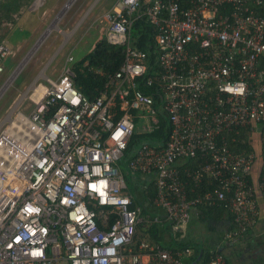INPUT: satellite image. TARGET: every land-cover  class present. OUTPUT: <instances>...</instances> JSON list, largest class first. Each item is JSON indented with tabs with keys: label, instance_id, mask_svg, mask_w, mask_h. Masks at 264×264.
I'll return each instance as SVG.
<instances>
[{
	"label": "built area",
	"instance_id": "1",
	"mask_svg": "<svg viewBox=\"0 0 264 264\" xmlns=\"http://www.w3.org/2000/svg\"><path fill=\"white\" fill-rule=\"evenodd\" d=\"M104 17V39L122 46L124 59L99 94L89 99L74 86L68 55L57 79L43 68L0 121V264H188L191 248L135 241L138 225L163 219L133 205L130 184L145 189L151 181L152 204L173 232L192 209L218 207L232 216L224 237L233 243L260 217L264 0H117ZM138 19L155 31L152 65L132 43ZM14 55L0 41V76ZM139 117L142 134L167 120V136L137 138L130 149ZM243 131L259 153L232 149ZM187 160L198 166L180 169ZM204 178L215 187L196 192ZM209 252L201 264H227L219 249Z\"/></svg>",
	"mask_w": 264,
	"mask_h": 264
},
{
	"label": "rangeland",
	"instance_id": "2",
	"mask_svg": "<svg viewBox=\"0 0 264 264\" xmlns=\"http://www.w3.org/2000/svg\"><path fill=\"white\" fill-rule=\"evenodd\" d=\"M45 1V4L40 8L38 12L25 11L22 14L21 18L15 22V26H10V24L4 23L0 30L1 33L5 34L3 40L6 43L10 44L15 50V55L9 56L5 60V72L0 76V121L5 116L10 107L14 104V102L27 89V87L31 84V82L43 68L47 66L45 69V73L49 77L57 79L65 63V59L68 53L73 56L74 60H78L93 48L95 42L99 38H104L105 35H101V28H98L99 25L102 27L105 24V20H103L101 17L96 20L93 28L91 27L87 29V27L93 20L94 14H100L103 11L101 7H104L105 9L109 4H112V2H116V0H101L99 3L97 2V4L92 7L90 13L82 22L76 33L74 35H71L78 25H73V28H71L72 25L65 26L64 20H67V18H69L76 9L82 8V12L88 9V7L92 5L94 0H75L72 4V8L70 6L61 14L60 10L62 9L63 4L66 2V0H63L62 3H64L61 6L53 7V9L47 14L44 20L39 23V28L37 30V28L35 27L37 23L36 16L39 15V13L46 7H49V0ZM19 12L21 13L22 11ZM20 13L17 14V16L15 14L14 17H18ZM59 14H61L62 16L60 15L57 22H55ZM46 19L49 24L42 31L44 27L41 26H45L44 22L46 21ZM51 25V28H57L58 26L62 31L59 30V33L57 29H53L54 31L50 32V34L47 35L48 33L45 31L47 28L49 29V26ZM62 27L65 28V31H63L64 29H62ZM63 32H68V35ZM63 40H67L64 45ZM60 47L62 48L59 52H57ZM28 55H30V57ZM17 66L18 69L13 72ZM9 77H11L9 83L5 84L2 87V84ZM23 107L24 108L22 111L26 114H29L32 105L26 100L23 104ZM134 122L135 133H140L145 119L139 117V119H136ZM136 146H138V143L136 144ZM122 171L126 177V180L128 181L129 172L125 166H122ZM199 225L200 224L197 220H190V231H193L189 233V236H191L190 238H193L192 236H195V234L193 233L194 231L199 230L196 228ZM202 226L204 229L207 228L206 223H203ZM228 256L229 255H227V257ZM183 259L186 260L185 258ZM61 264L67 263L63 262Z\"/></svg>",
	"mask_w": 264,
	"mask_h": 264
},
{
	"label": "trees",
	"instance_id": "3",
	"mask_svg": "<svg viewBox=\"0 0 264 264\" xmlns=\"http://www.w3.org/2000/svg\"><path fill=\"white\" fill-rule=\"evenodd\" d=\"M31 1V0H30ZM181 6L187 5V0H178ZM28 0H0V30L4 23L11 24L13 21V14L17 13L20 6L22 4H27ZM154 34L155 31L151 25L145 22L143 19H138L135 21L132 29V43L138 49L144 50L148 56V62L152 65L155 62V46H154ZM3 33L0 32V41L4 39ZM124 59L123 47L119 45H113L108 43L105 39L100 38L95 42L93 48L85 54L80 59L73 62L72 69L74 72L73 84L74 86L80 90L84 95H86L89 99H93L99 92L104 88L105 83L107 82L108 76L113 74L121 65ZM139 89L153 94L154 88L153 86H144L142 83L139 85ZM158 99L157 96H155ZM170 130V125L165 119H161L160 128L155 130L154 132L142 134L135 133L134 139L132 143H130V149L135 146L134 140L137 138L144 139L149 138L148 141H152L153 137H158L164 139ZM152 138V139H150ZM249 139L247 137V133L243 131L237 138L235 143H231V147L233 150H250L252 147L249 143ZM128 151L127 155H130V151ZM198 161L187 160L186 162L178 165L180 169L184 167H188L190 170L196 168L198 166ZM182 177H184L182 171ZM185 178V177H184ZM185 180V179H184ZM129 181V178H128ZM130 183V182H129ZM149 183V181H148ZM190 180H188V184ZM215 187V181H209L206 178L202 179L201 186L196 192L204 191L207 188ZM147 190L141 191L137 186H131L130 184V192L133 195V205L141 204L146 197L154 198L156 191L151 184L146 188ZM194 193H190L189 196ZM204 214L210 221L217 222L218 219L222 217L224 213V209L218 207H202ZM149 209V208H148ZM99 209H97L98 211ZM153 211V208L149 209ZM147 209L143 210L145 214ZM228 213V212H227ZM113 219L111 217L110 221ZM100 223V220H98ZM101 224V223H100ZM149 234H146V233ZM166 227L162 224H153L150 226V229L147 231H143V226L138 225L136 227L135 233V241L138 242L142 237H151L153 240L161 244L164 248L171 250L172 252H176L178 250H182L184 248H192L193 253L190 258L186 260L187 263H191L196 259L198 253L203 250V254L200 258V262L204 263L208 256L209 251H204V249L198 248L197 245L191 243L190 241H177L174 242L169 235H167ZM163 242V244H162Z\"/></svg>",
	"mask_w": 264,
	"mask_h": 264
},
{
	"label": "crops",
	"instance_id": "4",
	"mask_svg": "<svg viewBox=\"0 0 264 264\" xmlns=\"http://www.w3.org/2000/svg\"><path fill=\"white\" fill-rule=\"evenodd\" d=\"M62 1L63 0H49V7H46L43 11H41L39 13V15L36 16L37 23H36L35 27L37 28V30L39 28V23H41V21L44 20V18L53 9V7L61 6L64 3V2L62 3ZM100 1L101 0H94L92 5L89 6L88 9L84 10L83 12H82V8L76 9L72 13V15L69 18H67V20H64L65 26L66 25H72L71 28H73V25H76V26L78 25L77 28L72 32L71 35H74L76 33V31L78 30V28L80 27L82 22L85 20V18L90 13L92 7H94V5L97 4V2L99 3ZM150 1L151 0H143V5H147L148 3H150ZM45 2H46L45 0H41V2H39V3L36 2L35 0H31V1L28 0L27 4H22L20 6L18 12L13 14V21L11 22L10 26L11 25L15 26V22L21 18L22 14L25 11L38 12L40 10V8L45 4ZM115 3L116 2H114V3L112 2V4H109L105 9H104V7H101V9H103V11L100 14H98V13L94 14L93 20L89 23L87 29L91 28V27L93 28L94 23L96 22V20L99 17H101L103 20H105V17H104L105 13L108 12L109 10H111ZM71 8H72V5H71ZM66 10H67V8L65 7L62 9V12L66 11ZM19 11H22V12L20 13ZM19 13H20V15L18 17H16L17 18L16 19L14 17V15L16 14V16H17V14H19ZM48 24H49V22H47V19H46V21L44 22L45 26H41V27H44L43 29L41 28L42 31L45 29V27ZM51 26H49V29L51 28ZM99 27L101 28V31H102L101 35H105L106 29H107L106 20H105V24L102 27L99 25L98 28ZM49 29H47V31H45V32H48ZM53 29H57V31L59 33H60V31H62L57 26V28H51L47 35H49L50 32L54 31ZM62 29H64L63 31H65L64 27H62ZM42 31H41V33H42ZM41 33H40V35H41ZM63 33L67 34L68 32H63ZM60 35H62V34H60ZM66 41L63 40V45ZM62 47H60L57 50V52H59ZM68 55H71V54L68 53ZM74 61H76V60H74V58H73V62ZM73 62H72V65H73ZM253 146H254V148H252V150L259 153L258 152L259 151V145H257V141H255V142L253 141ZM254 174L257 175L253 171V175H252L253 176L252 177L253 182H254ZM137 188H139L141 191H144V192L147 190L146 188L143 189L140 186ZM201 192H204V191H201ZM152 200H153V198L146 197L145 200L142 202V203L148 205L146 207V209H147L146 213L150 214V215H153V214L160 215V217L163 219L162 225L165 226L166 230H167L166 236L169 235V237L174 242L183 241L186 239V240H189L191 243L197 245L198 248L201 247V249H204V251H207V250L211 251V250H214L215 248L219 249L221 251V253L225 256L227 264H258V263L264 264V201L261 198L258 199V204H259V208L261 210V214H260V217L258 218V220L256 221V224L255 225L253 224L242 237H240L236 242H233V243L226 241L225 237H224L225 233L228 230H230L233 226L232 216L230 213H227L226 210L222 214V217L220 219H218L217 222H214V221H210V219L205 216L202 207L194 208L191 211L190 218H189L187 225L184 228V230L181 229L180 231H174L173 232L171 230V228L169 227V222L164 220V211H162V209L159 207L153 206ZM148 208L149 209L153 208L154 210L150 211ZM191 219L197 220L200 224L199 226L196 227L199 230L194 231L193 234H195V236H192L193 238H190L191 236H189V233L193 232V231H190V226H189ZM203 223L207 224L206 229L203 228V226H202ZM150 226H147V227L143 226V231H145V230L147 231L148 229H150ZM144 233H146V232H144ZM146 234H149V233H146ZM143 238H147V237H142L140 239H143ZM148 239L151 241H155L151 237L150 238L148 237ZM201 251L203 254V250H201ZM192 253H193V249H192ZM227 255H229V256L227 257ZM199 262H200V259L198 260L197 264H199ZM188 264H190V263H188Z\"/></svg>",
	"mask_w": 264,
	"mask_h": 264
},
{
	"label": "water",
	"instance_id": "5",
	"mask_svg": "<svg viewBox=\"0 0 264 264\" xmlns=\"http://www.w3.org/2000/svg\"><path fill=\"white\" fill-rule=\"evenodd\" d=\"M200 248H201V247H200ZM201 256H202V251L199 252V254H198V256L196 257V259H195L193 262H191L190 264H197V262H198V260L201 258Z\"/></svg>",
	"mask_w": 264,
	"mask_h": 264
},
{
	"label": "bare ground",
	"instance_id": "6",
	"mask_svg": "<svg viewBox=\"0 0 264 264\" xmlns=\"http://www.w3.org/2000/svg\"><path fill=\"white\" fill-rule=\"evenodd\" d=\"M68 5H69V3H68ZM68 5L65 6V7L68 8V7H69ZM65 7H64V8H65ZM61 14H62V13H61ZM61 14H60V15H61ZM60 15L56 18L55 22H57V20L59 19ZM61 16H62V15H61ZM51 27H52V26H51ZM47 29H48V28H47ZM47 29H46V31H47ZM50 29H51V28H50ZM50 29H49V30H50ZM49 30H48V32H49ZM48 32H47V33H48ZM33 51H34V50H33ZM33 51H32V52H33ZM28 56L30 57V55H28ZM10 80H11V79H9V81H10ZM9 81H8V83H9Z\"/></svg>",
	"mask_w": 264,
	"mask_h": 264
}]
</instances>
